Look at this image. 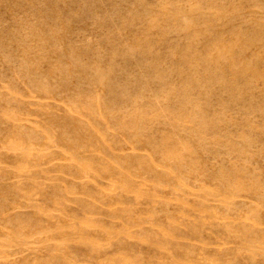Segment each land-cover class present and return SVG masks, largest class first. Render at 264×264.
Returning <instances> with one entry per match:
<instances>
[{"label": "rangeland", "instance_id": "1", "mask_svg": "<svg viewBox=\"0 0 264 264\" xmlns=\"http://www.w3.org/2000/svg\"><path fill=\"white\" fill-rule=\"evenodd\" d=\"M262 77L264 0H0V264H264Z\"/></svg>", "mask_w": 264, "mask_h": 264}, {"label": "bare ground", "instance_id": "2", "mask_svg": "<svg viewBox=\"0 0 264 264\" xmlns=\"http://www.w3.org/2000/svg\"><path fill=\"white\" fill-rule=\"evenodd\" d=\"M215 5V4H214ZM200 6V5H199ZM198 9V8H197ZM203 10V9H202ZM206 11V10H205ZM204 12V11H203ZM188 14V13H187ZM220 15V14H219ZM203 16V15H202ZM210 16V15H209ZM198 17V16H197ZM156 18V17H155ZM162 18V17H161ZM198 19V18H197ZM204 20V19H203ZM212 20V19H211ZM173 21V20H172ZM214 22V21H213ZM166 23V22H165ZM186 23V22H185ZM206 24V23H205ZM191 25V24H190ZM210 25V24H209ZM181 29V28H180ZM207 30V29H206ZM210 30V29H209ZM195 31V30H194ZM201 31V30H200ZM197 33V32H196ZM199 33V32H198ZM211 33V32H210ZM194 34V33H193ZM196 36V35H195ZM191 37H193V36H191ZM196 38V37H195ZM194 38V39H195ZM222 38V37H221ZM224 39V38H223ZM222 39V40H223ZM214 42H215V40H214ZM227 42V41H226ZM219 44L221 43V42H218ZM191 44V43H190ZM238 45V44H237ZM236 45V46H237ZM134 46V45H133ZM194 46V45H193ZM227 46V45H226ZM246 46V45H245ZM230 47V46H229ZM136 48V47H135ZM195 48V47H194ZM235 48V47H234ZM223 49V48H222ZM213 51V50H212ZM229 51H231V50H229ZM184 52V51H183ZM205 53H207V52H205ZM227 53V52H226ZM236 54V53H235ZM218 56V55H217ZM223 57V56H222ZM231 57V56H230ZM233 57V56H232ZM240 57V56H239ZM224 58V57H223ZM234 58V57H233ZM237 58H238V56H237ZM197 59V58H196ZM220 59V58H219ZM236 59V58H235ZM186 60V59H185ZM216 60V59H215ZM218 60V59H217ZM231 60V59H230ZM239 60V59H238ZM182 62V61H181ZM209 62V61H208ZM261 62V61H260ZM182 65V64H181ZM213 65V64H212ZM233 65V64H232ZM252 65V64H251ZM206 66V65H205ZM250 66V65H249ZM179 67H181V66H179ZM209 67V66H208ZM221 67H222V65H221ZM234 67V66H233ZM223 68V67H222ZM238 68V67H237ZM251 68H254V67H251ZM179 69V68H178ZM218 69V68H217ZM220 70V69H219ZM216 71V70H215ZM257 71V70H256ZM255 71V72H256ZM259 72V71H258ZM95 73V72H94ZM214 73V72H213ZM221 73V72H220ZM216 74V73H215ZM105 75V74H104ZM155 75V74H154ZM215 76V75H214ZM261 76V75H260ZM259 77V76H258ZM195 78V77H194ZM259 78H261V77H259ZM262 78H264V77H262ZM99 79V78H98ZM197 79V78H196ZM253 79V78H252ZM187 80V79H186ZM192 80V79H191ZM200 80V79H199ZM216 80V79H215ZM224 80V79H223ZM198 81V80H197ZM192 82V81H191ZM235 82H236V80H235ZM234 82V83H235ZM98 83H99V81H98ZM221 83V82H220ZM223 84V83H222ZM182 85V84H181ZM187 85V84H186ZM217 85V84H216ZM205 86V85H204ZM225 87V86H224ZM236 87V86H235ZM238 87V86H237ZM172 88V87H171ZM201 88V87H200ZM187 89V88H186ZM229 89V88H228ZM47 90V89H46ZM130 90V89H129ZM184 90V89H183ZM227 90V89H226ZM191 91V90H190ZM243 91V90H242ZM114 93V92H113ZM184 93H185V91H184ZM193 93V92H192ZM79 94V93H78ZM178 94V93H177ZM182 94V93H181ZM234 95V94H233ZM126 96V95H125ZM168 96V95H167ZM185 96V95H184ZM191 96V95H190ZM194 96V95H193ZM196 96V95H195ZM231 97V96H230ZM168 98V97H167ZM184 98V97H183ZM95 99V98H94ZM99 99V98H98ZM234 99V98H233ZM182 100V99H181ZM120 103V102H119ZM163 103V102H162ZM188 103V102H187ZM126 104V103H125ZM135 104V103H134ZM175 104V103H174ZM183 104V103H182ZM184 106V105H183ZM182 106V107H183ZM187 106V105H186ZM174 107V106H173ZM180 107V106H179ZM192 107V106H191ZM150 108H152V107H150ZM189 108V107H188ZM150 110V109H149ZM155 110H157V109H155ZM100 112V111H99ZM201 112V111H200ZM152 113V112H151ZM156 113V112H155ZM202 113V112H201ZM197 114V113H196ZM131 115V114H130ZM177 115V114H176ZM141 116H142V114H141ZM152 116V115H151ZM173 116V115H172ZM183 116V115H182ZM195 116H197V115H195ZM132 117V116H131ZM154 117H156V116H154ZM209 117V116H208ZM150 120V119H149ZM160 120V119H159ZM180 120V119H179ZM192 120V119H191ZM195 120V119H194ZM16 121V120H15ZM142 121V120H141ZM132 122V121H131ZM164 122V121H163ZM201 122H199V124H200ZM129 126H131V125H129ZM193 126H195V125H193ZM203 126V125H202ZM207 126V125H206ZM204 127V126H203ZM22 128V127H21ZM209 128V127H208ZM64 130V129H63ZM26 131V130H25ZM82 131V130H81ZM72 132V131H71ZM75 131H73V133H74ZM77 132V131H76ZM72 134V133H71ZM205 134V133H204ZM73 135V134H72ZM49 137V136H48ZM75 138V137H74ZM81 139V138H80ZM167 140V139H166ZM34 141V140H33ZM51 141V140H50ZM77 141V140H76ZM36 142V141H35ZM164 142V141H163ZM166 142V141H165ZM78 143V142H77ZM16 144V143H15ZM19 144V143H18ZM17 145V144H16ZM165 145V144H164ZM31 146H33V145H31ZM182 147H183V145H182ZM189 147V146H188ZM33 148V147H32ZM156 148V147H155ZM170 148V147H169ZM186 149V148H185ZM167 151V150H166ZM24 154V153H23ZM27 154V153H26ZM167 155V154H166ZM72 157V156H71ZM182 159V158H181ZM184 159V158H183ZM77 161V160H76ZM172 162V161H171ZM178 162V161H177ZM145 163V162H144ZM125 164H126V162H125ZM127 165V164H126ZM90 166V165H89ZM141 166V165H140ZM167 171V170H166ZM86 172V171H85ZM184 176V175H183ZM236 183V182H235ZM230 185V184H229ZM238 186V185H237ZM237 186H235L236 188H237ZM261 188V187H260ZM231 189V188H230ZM234 189V188H233ZM241 189V188H240ZM253 189V188H252ZM234 191V190H233ZM240 191V190H239ZM123 264V263H122Z\"/></svg>", "mask_w": 264, "mask_h": 264}]
</instances>
